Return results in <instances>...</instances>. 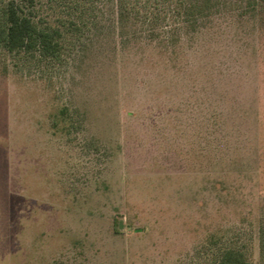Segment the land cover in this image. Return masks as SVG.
<instances>
[{
  "label": "rangeland",
  "instance_id": "1",
  "mask_svg": "<svg viewBox=\"0 0 264 264\" xmlns=\"http://www.w3.org/2000/svg\"><path fill=\"white\" fill-rule=\"evenodd\" d=\"M32 14L61 56L0 50V264H264V0Z\"/></svg>",
  "mask_w": 264,
  "mask_h": 264
},
{
  "label": "trees",
  "instance_id": "2",
  "mask_svg": "<svg viewBox=\"0 0 264 264\" xmlns=\"http://www.w3.org/2000/svg\"><path fill=\"white\" fill-rule=\"evenodd\" d=\"M37 0L0 2V50L29 55L39 60H58L61 56V31L40 23L32 10ZM212 264H248L235 246L220 249Z\"/></svg>",
  "mask_w": 264,
  "mask_h": 264
}]
</instances>
